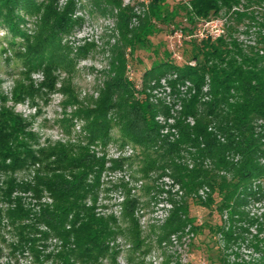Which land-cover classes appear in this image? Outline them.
<instances>
[{
	"label": "trees",
	"instance_id": "obj_1",
	"mask_svg": "<svg viewBox=\"0 0 264 264\" xmlns=\"http://www.w3.org/2000/svg\"><path fill=\"white\" fill-rule=\"evenodd\" d=\"M45 1L0 0V24L14 36L25 38L27 52L19 55L26 69L60 67L69 60L63 56L62 37L77 25L74 0L63 8L56 0ZM90 1L97 10L116 17L121 38L114 47L120 69L105 82L94 107L79 112L85 122L80 145L58 144L32 152L26 120L13 111L0 114V172L9 177L31 162L45 167L37 170L33 184L7 178L0 189V196L8 201L3 215L18 237L12 250L32 255L37 264L41 263L42 243L49 238L68 247L65 256H60L65 264H96L115 253L111 244L120 227L115 217L97 212L94 197L106 169L105 159L90 149L97 143L106 146L114 129L119 130L124 145L130 143L143 151L144 172L160 167L169 170L198 206L221 218L227 215L233 226L256 224L264 231V210L260 219L247 212L251 203L264 201V0H149L139 4L145 7L141 14L123 7L122 0ZM20 12L36 19L38 31L33 40L21 30L28 20ZM180 15L188 23L183 30L191 33L198 24L224 19V34L191 41L196 51L194 66L154 62L141 77V89L136 90L125 76L128 57L124 51L133 53L158 24H174ZM243 26L246 34L255 29V41L240 40L237 35ZM173 75L176 78L169 81L173 92L185 83L191 88L183 98L175 94L181 104L171 126L175 134L163 135L157 116L169 117V109L152 103L146 92ZM203 189H208L206 199L199 195ZM15 191H30L38 198L47 192L53 203L33 213L20 198H13ZM133 206L127 207V215L136 222L129 212ZM188 225L196 227L188 203L174 204L167 230L182 231ZM224 225L209 228L225 233L227 242L238 239L226 234Z\"/></svg>",
	"mask_w": 264,
	"mask_h": 264
},
{
	"label": "rangeland",
	"instance_id": "obj_2",
	"mask_svg": "<svg viewBox=\"0 0 264 264\" xmlns=\"http://www.w3.org/2000/svg\"><path fill=\"white\" fill-rule=\"evenodd\" d=\"M56 1L63 8L70 0ZM148 1L122 0V3L123 7L129 6L141 14L145 7L139 4L146 5ZM74 4L73 17L77 19V25L68 36L62 37L63 56L69 60L60 67L50 64L26 69L23 57L19 55V52H27L23 47L25 38L14 36L0 24V114L13 111L26 120V130L32 134L29 142L32 152L40 148L48 150L58 144L80 145L85 122L78 116L79 112L94 107L105 82L120 69L114 47L121 38L116 17L97 10V5L90 0H74ZM19 14L28 20L21 30L33 40L38 31L36 19L23 12ZM225 23L224 19H212L198 24L192 33L183 30L188 23L182 15L174 24H158L148 41L138 45L136 51H124L128 57L127 80L139 90L142 75L154 62L169 60L178 65L194 66L192 57L196 51L192 42L208 36L215 38ZM246 30L244 26L240 28L237 35L240 40L255 41V29L250 34L244 33ZM174 78L176 75L163 78L159 86L146 92L152 103L169 109V117L163 113L157 116L163 135L175 134L171 126L181 110L175 94L183 98L191 88L190 83H185L173 92L169 81ZM90 149L97 157L105 159L106 164L94 193L97 212L115 217L120 227L111 244L115 253L96 264H264V231L256 224L233 226L227 215L221 218L216 212L198 206L171 177L169 170L160 167L144 172L143 151L130 143L124 145L118 129L112 131L111 141L106 146L97 143ZM185 158L190 160L188 155ZM39 168L43 171L45 167L31 162L9 177L0 172V189L5 187L3 182L7 178L19 184H33ZM199 195L206 199L208 189L201 190ZM13 198H20L33 213L53 203L47 192L38 198L30 191H15ZM7 202L0 196V264H37L32 255L12 250L18 237L3 215L8 208ZM183 203H188L196 227L188 225L182 231H168L165 224L174 204ZM87 204H92L91 199ZM129 205H134L133 211L129 212L136 222L127 215ZM263 210L264 201L253 202L247 207L252 218L260 219ZM222 222H225L226 234H233L238 239L227 242L225 233L210 231L209 226L215 227ZM42 244L45 245L38 264H65L60 256H65L62 254L68 247L64 248L54 238Z\"/></svg>",
	"mask_w": 264,
	"mask_h": 264
},
{
	"label": "built area",
	"instance_id": "obj_3",
	"mask_svg": "<svg viewBox=\"0 0 264 264\" xmlns=\"http://www.w3.org/2000/svg\"><path fill=\"white\" fill-rule=\"evenodd\" d=\"M210 22H208V24H209ZM207 24V23H206ZM222 34H224V29H220V33L217 35V36H215V38H218V37H220ZM209 37V36H208ZM208 37H206V38H208ZM214 38V37H213Z\"/></svg>",
	"mask_w": 264,
	"mask_h": 264
}]
</instances>
